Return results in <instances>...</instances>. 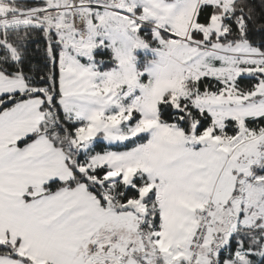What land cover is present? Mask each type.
Returning <instances> with one entry per match:
<instances>
[{
	"label": "snow or ice",
	"instance_id": "obj_1",
	"mask_svg": "<svg viewBox=\"0 0 264 264\" xmlns=\"http://www.w3.org/2000/svg\"><path fill=\"white\" fill-rule=\"evenodd\" d=\"M0 264H264V0H0Z\"/></svg>",
	"mask_w": 264,
	"mask_h": 264
}]
</instances>
